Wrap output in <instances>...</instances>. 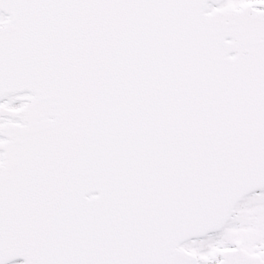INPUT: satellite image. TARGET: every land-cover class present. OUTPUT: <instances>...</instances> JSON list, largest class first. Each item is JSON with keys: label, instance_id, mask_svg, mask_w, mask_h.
I'll return each instance as SVG.
<instances>
[{"label": "snow or ice", "instance_id": "6c2138e0", "mask_svg": "<svg viewBox=\"0 0 264 264\" xmlns=\"http://www.w3.org/2000/svg\"><path fill=\"white\" fill-rule=\"evenodd\" d=\"M0 264H264V0H0Z\"/></svg>", "mask_w": 264, "mask_h": 264}]
</instances>
